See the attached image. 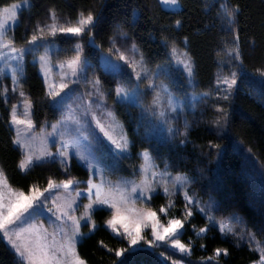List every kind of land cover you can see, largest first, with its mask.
Masks as SVG:
<instances>
[{"label": "snow or ice", "instance_id": "1", "mask_svg": "<svg viewBox=\"0 0 264 264\" xmlns=\"http://www.w3.org/2000/svg\"><path fill=\"white\" fill-rule=\"evenodd\" d=\"M158 3L172 12L182 10L180 0H158ZM202 4L201 10L205 13L216 9L215 19L226 35L220 38L222 47L217 53L220 67L212 90H193L186 93L185 98L177 96L172 86L177 82L175 68L179 67L189 85L195 88V62L187 50L188 37H183L184 47H181L174 36L166 34L168 26L161 25L160 39L169 59L150 67L145 53L134 38L130 39L125 27L140 22L139 7L131 10L130 18L115 22L113 35L108 37V54L99 56L100 71L114 82V87L110 88H105L104 81L95 74V66L85 55V45L81 42L87 36L89 48H100L94 30L104 20V0H97L96 11L79 10L74 20L59 17L56 10L50 8L47 19L37 21L31 34L25 30L26 38L19 46L14 28L19 25L18 13L32 7L31 0L5 3L0 7V102L7 108L5 124L13 133L10 143L19 151L17 168L27 175L40 165L58 164L64 177L58 179L49 175L43 187L37 182L14 186L0 165V239L7 242L13 264H89L78 251V244L97 230L94 219L97 212L109 213L103 224L125 245L113 248L103 240L98 242L116 258L111 264H131L132 254L140 250L155 252L160 248L165 251L158 253L161 257L158 264H184L183 259H174L166 253L172 251L173 255L179 253L184 258L191 256L193 242L185 243L181 237L194 209L206 220L198 229L192 226L198 238L216 227L222 236L232 235L247 243L250 251L258 253V258L249 264H264V240L247 228L242 216L230 212L226 217H218L215 212L220 210L219 201L210 197L204 202L195 193L190 194L192 179L186 173L173 175L167 163L160 170L148 149L137 153L142 162L138 170L134 167L133 175L138 171V180L121 176L113 181L105 175L108 171L114 172L119 161L131 155L130 149L134 146L117 115L116 105L140 109V122L135 131L139 132L142 123L145 138H159L166 133L168 141L179 137L177 147H183L190 142L191 124L185 118L180 128L176 121L187 109L195 110L201 103L207 108V102L212 100L211 122L216 138L223 140L229 136L233 124L231 103L239 90L238 82L246 75L240 43L242 8L231 0H202ZM150 19L154 24L157 22L155 17ZM181 25L182 21L176 19L172 26L178 30ZM57 39L68 46L61 49ZM71 41L75 42L69 43ZM249 43L255 47L254 38ZM61 50L71 55L54 61L53 56L58 57ZM29 56L42 76L44 98L58 113L54 122L45 119L37 125L34 119L35 101L24 91L22 83ZM89 69H92L91 75ZM257 72L264 78V70L257 69ZM6 79H10L11 87L4 84ZM81 88L84 90H78ZM10 93L17 99L7 107ZM110 96L112 104L108 103ZM207 146L215 151L219 161L225 146L213 140H209ZM246 151L251 154L252 148ZM73 158L85 168L86 179L71 174ZM259 175L264 179V164ZM158 188L168 199L166 204L154 209L150 205L153 196L159 194ZM261 191L264 192V184ZM177 193L182 194L184 201L179 216L170 215L176 206L173 197ZM83 200L86 203L81 204ZM261 224L264 232V221ZM84 225L88 226L87 233L81 230ZM200 247L203 249L205 245ZM221 255L228 256L229 250L216 247L210 256L202 257L199 264H219Z\"/></svg>", "mask_w": 264, "mask_h": 264}, {"label": "trees", "instance_id": "2", "mask_svg": "<svg viewBox=\"0 0 264 264\" xmlns=\"http://www.w3.org/2000/svg\"><path fill=\"white\" fill-rule=\"evenodd\" d=\"M16 1L19 0H0V7L5 3ZM104 3L106 5L104 20L94 30L96 43L100 45V48H89L87 36L81 42L85 45V55L92 61L95 74L104 81L105 88L114 87V82H111V78L104 76L100 71L99 56L107 53L108 37L113 35L115 22L130 18L131 10L139 7L141 9L140 22L125 27L130 39L134 38L145 53L149 66L152 67L169 59L167 48L160 39V26L167 25L166 34L170 37L174 36L181 47H184L181 43L183 37H188L187 50L195 62V88L193 90L197 92L212 90L215 75L220 67L217 56L222 47L220 38L226 35L220 31L219 21L215 19V8L208 13L203 12L201 10L202 0H180L182 10L179 12L164 9L158 0H104ZM231 3H238L242 8L239 17L240 43L246 75L238 82L240 87L231 103L233 124L229 129V136L223 140L216 138L211 122L213 119L212 100L207 102V108L204 103H201L195 110L187 109L176 121L180 128H183L185 118L191 124L190 142L183 147H177L179 137L172 141L145 138L142 123L139 132L135 131L137 123L140 122V109L116 105L117 115L123 122L134 146L130 149L131 155L119 161V167L114 173L133 175L134 167L137 169L141 163L137 153L148 149L159 168L164 169L167 163L170 166L168 170L172 173H186L192 179L190 193H195L204 202L209 201L210 197L219 201L220 210L215 212L218 217H226L230 212H236L243 217L247 228L255 232L258 239L264 240V232L261 231V222L264 221V192L261 191V185L264 184V179L259 175L261 165L264 164V83H261L264 78L260 77L257 72V69L264 70V0H231ZM31 4L30 10L26 9L21 13L22 18L19 25L14 28L18 46L23 44L26 38L25 30L27 29V33L31 34L35 20L50 8H54L57 15L73 20L79 10L92 8L96 11L98 9L97 0H31ZM150 17H155L157 22L154 24ZM176 19L182 21L178 30L172 26ZM25 20H28V26ZM213 24L215 27H207ZM252 38L255 39V47L249 43ZM56 43L61 49L68 46L62 39H57ZM66 55H71V53L61 50L56 59H63ZM31 59L30 56L27 57L29 63L26 65L25 79L22 81L24 91L30 93L35 101L34 119L37 125L45 119L53 122L57 119L58 113L50 108L48 101L44 98L42 76L38 72V66L31 63ZM224 71L227 72L228 68L225 67ZM176 81V84L172 86L173 91L176 95L185 97L188 90L185 77L176 73ZM112 102L113 97L110 96L108 103L112 104ZM7 107L10 105L8 104ZM129 112L131 115H128ZM6 116L7 108L0 102V165L5 168L10 183L14 186H26L37 182L43 187L49 175L58 179L64 178L58 164L40 165L27 175L18 170L19 151L10 143L13 133L5 124ZM209 140L225 146V151L219 161L215 151H210L207 146ZM249 147L252 148L251 154L246 151ZM71 165L73 176L86 179L85 168L75 158L72 159ZM158 193L151 201L150 206L154 209L167 203L168 198L163 193ZM174 200L176 206L170 215L179 216L184 201L179 194L174 197ZM193 213L190 223L185 224L184 234L181 237L185 243L189 240L193 242L191 256L184 258L177 254L173 255V252L169 251L167 255L183 259L185 264H199L202 257L210 256L214 248L221 247L227 248L229 255L226 257L221 255L219 264H249V261L258 258V253L250 251L247 243L232 235L222 236L216 227L198 238L192 226L195 225L198 229L205 225L206 220L195 210ZM108 215L107 212L95 213L97 230L78 244V251L88 260L89 264H111L116 259L99 246V241L103 240L113 248L125 246L103 224V220ZM82 231L87 233L88 226H82ZM237 231H239V226H237ZM201 244L205 245L203 249L200 247ZM237 244L240 246L237 247ZM161 251L163 248L155 252L140 250L132 254L129 260L131 264H158L161 260L158 253ZM0 264H13V257L2 240H0Z\"/></svg>", "mask_w": 264, "mask_h": 264}, {"label": "rangeland", "instance_id": "3", "mask_svg": "<svg viewBox=\"0 0 264 264\" xmlns=\"http://www.w3.org/2000/svg\"><path fill=\"white\" fill-rule=\"evenodd\" d=\"M16 2H19V1H16ZM165 9V8H164ZM22 13V12H21ZM21 13H18V16H19V21L21 20V18H22V15H21ZM59 17H61V18H63V16H60V15H58ZM27 17H29V15L27 14ZM47 17H48V11H45L44 13H42V15L38 18V19H36L35 20V23H34V26H35V24H36V22L37 21H41V22H43V21H45L46 19H47ZM25 23H26V26H28V20H25ZM32 31V30H31ZM130 42V41H129ZM118 46H120V44H119V42H118ZM43 50V49H42ZM104 55H107L108 53H103ZM56 55H54L53 56V60L55 61L56 60ZM38 66V65H37ZM38 72H39V70H38ZM175 72L176 73H179L181 76H184L185 77V75L182 73V70L179 68V67H176L175 68ZM89 74L91 75L92 74V69H89ZM186 79V78H185ZM186 82H187V88H188V90H187V93H191L192 91H193V87L192 86H190L189 85V83H188V81H187V79H186ZM4 84H7L9 87H11V82H10V79H6V80H4ZM78 90H80V91H83L84 89H78ZM9 96H10V98H9V105H11V103H13V102H16V99H17V97L16 96H13V95H11V93L9 94ZM178 96V95H177ZM181 97V96H180ZM148 99H150V94H148V97H147ZM181 98H185V97H181ZM181 121H183V119L181 120ZM54 122V121H53ZM49 123H51V122H49ZM177 124V123H176ZM178 126V125H177ZM179 127V126H178ZM39 130V129H38ZM37 130V131H38ZM160 139H166V133L162 136V137H159ZM142 162V161H141ZM140 165V164H139ZM160 170H163V169H161V168H159ZM137 170H138V168H137ZM176 173H173V175H175ZM105 175L106 176H108V178L109 179H111V180H113V181H115V180H117L119 177H121V176H123V177H127V178H129V179H139V173H138V171H137V174L136 175H124V174H118V173H114L113 171H108V172H106L105 173ZM157 191L158 192H161V193H163V191H162V189H157ZM164 194V193H163ZM177 194H179L182 198H183V196H182V194H180V193H177ZM191 194V193H190ZM173 199H174V197H173ZM81 204L82 203H86V200H83V201H81L80 202ZM195 210V209H194ZM77 214H79V213H77ZM45 223H47L46 221H45ZM106 227V226H105ZM82 230V229H81ZM0 240H2V239H0ZM3 241V240H2ZM5 243H7L6 241H4ZM165 249L163 248V251H164ZM169 252H172V251H169ZM167 254H169V253H167ZM177 255H180L181 256V254H179V253H176ZM161 258V257H160ZM174 258V257H173ZM174 259H178V258H174ZM180 259V258H179ZM169 264H170V262H169ZM185 264V263H184Z\"/></svg>", "mask_w": 264, "mask_h": 264}]
</instances>
